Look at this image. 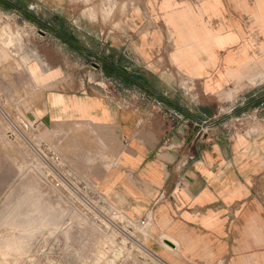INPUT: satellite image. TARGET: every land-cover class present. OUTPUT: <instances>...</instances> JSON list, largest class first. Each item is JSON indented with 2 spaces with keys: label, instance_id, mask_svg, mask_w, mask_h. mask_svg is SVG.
Wrapping results in <instances>:
<instances>
[{
  "label": "crops",
  "instance_id": "0c3cea01",
  "mask_svg": "<svg viewBox=\"0 0 264 264\" xmlns=\"http://www.w3.org/2000/svg\"><path fill=\"white\" fill-rule=\"evenodd\" d=\"M0 5L48 31L15 100L38 141L164 264H264V0H117L104 31L70 0ZM3 130L0 197L21 171Z\"/></svg>",
  "mask_w": 264,
  "mask_h": 264
},
{
  "label": "rangeland",
  "instance_id": "374dc122",
  "mask_svg": "<svg viewBox=\"0 0 264 264\" xmlns=\"http://www.w3.org/2000/svg\"><path fill=\"white\" fill-rule=\"evenodd\" d=\"M70 1L91 20L100 15L104 31L117 0ZM117 11L121 16L124 9ZM8 12H0V119L6 148L21 161V171L0 197V264H164L140 250L146 245L156 255L147 246L149 225L124 216L123 201L102 195L68 169L57 151L38 141L36 126L15 111L16 99L34 96L26 65L45 46L35 38L37 28L47 29L29 15ZM217 119L233 123L221 116L212 121Z\"/></svg>",
  "mask_w": 264,
  "mask_h": 264
},
{
  "label": "bare ground",
  "instance_id": "6f19581e",
  "mask_svg": "<svg viewBox=\"0 0 264 264\" xmlns=\"http://www.w3.org/2000/svg\"><path fill=\"white\" fill-rule=\"evenodd\" d=\"M16 231V230H15ZM145 244V243H144ZM164 244V246L167 248V249H169L170 251H172L173 249L170 247V245H168V244H166L165 242L163 243ZM140 246V250L142 251V252H145L146 254H148V255H151L153 258H155L156 260H159L160 262H162V263H164L163 261H162V259H161V257L156 253V255H153V254H151V253H149L148 252V249H146V245H139ZM1 253V252H0Z\"/></svg>",
  "mask_w": 264,
  "mask_h": 264
},
{
  "label": "built area",
  "instance_id": "2783aa9c",
  "mask_svg": "<svg viewBox=\"0 0 264 264\" xmlns=\"http://www.w3.org/2000/svg\"><path fill=\"white\" fill-rule=\"evenodd\" d=\"M201 124H206V122L204 121ZM134 222L141 226H145L147 224V221L145 219H137Z\"/></svg>",
  "mask_w": 264,
  "mask_h": 264
}]
</instances>
